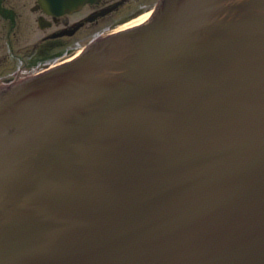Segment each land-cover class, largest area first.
Here are the masks:
<instances>
[{"label": "water", "instance_id": "water-1", "mask_svg": "<svg viewBox=\"0 0 264 264\" xmlns=\"http://www.w3.org/2000/svg\"><path fill=\"white\" fill-rule=\"evenodd\" d=\"M0 264H264V0H161L1 91Z\"/></svg>", "mask_w": 264, "mask_h": 264}, {"label": "flooded vegetation", "instance_id": "flooded-vegetation-1", "mask_svg": "<svg viewBox=\"0 0 264 264\" xmlns=\"http://www.w3.org/2000/svg\"><path fill=\"white\" fill-rule=\"evenodd\" d=\"M160 0H88L57 14L40 0H0V92L142 23Z\"/></svg>", "mask_w": 264, "mask_h": 264}]
</instances>
